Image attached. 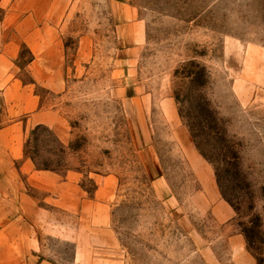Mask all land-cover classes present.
I'll use <instances>...</instances> for the list:
<instances>
[{"label": "rangeland", "instance_id": "obj_1", "mask_svg": "<svg viewBox=\"0 0 264 264\" xmlns=\"http://www.w3.org/2000/svg\"><path fill=\"white\" fill-rule=\"evenodd\" d=\"M42 13V0H0V33L21 44L15 77L39 99L27 112L23 98L8 104L0 96L1 127H23V158L14 167L35 203L34 261L264 264V0H51ZM36 15L40 29L45 19L57 26L65 45L63 85L31 75L33 56L17 34ZM200 96L218 119L219 139L194 118ZM181 110L216 164L208 162L221 182L218 198L228 203L223 193L234 206L228 203L235 215L226 223L215 220L213 196L207 201L191 167L187 142L204 158ZM38 115L45 124H35ZM39 125L52 134L32 136ZM32 157L58 170H40ZM25 160L72 179L87 200H97L103 185L105 209L87 223L74 220L29 184L20 171ZM2 216L5 228L15 213L5 208ZM64 222L77 243L56 237ZM10 261L0 256V264Z\"/></svg>", "mask_w": 264, "mask_h": 264}, {"label": "crops", "instance_id": "obj_2", "mask_svg": "<svg viewBox=\"0 0 264 264\" xmlns=\"http://www.w3.org/2000/svg\"><path fill=\"white\" fill-rule=\"evenodd\" d=\"M50 4L51 0H46L45 2L42 0L43 18L44 11L49 10ZM59 4L60 2L57 3L56 8L64 11L65 5L62 4L60 6ZM34 7V3H32V9H35ZM37 18V15L36 18L34 16L28 17L27 20L31 24V29L29 31L21 30L17 34V37L27 44L33 56L29 65L31 75H34L38 80L45 79L44 83L47 82L49 86H51V80L55 78L57 80L62 79L63 85L65 45L59 39H56V33L58 32H56L57 26L55 24L51 25L45 19L44 24L43 20L40 22V29L37 24ZM4 27L6 26L4 25ZM43 29L44 31L42 32ZM20 45L16 40H11L9 35L0 33V96L8 104L12 103L18 96L23 98L24 101L21 103L22 110L31 112L39 106V99L34 96L29 86H23L21 80L15 77L17 75L15 63L19 56ZM8 110L11 111V108H8ZM42 117L43 115L36 117L37 120L39 119L35 123L36 125L45 124L44 120L40 119ZM34 119L30 118L29 122H34ZM20 132H23V127L20 128L18 123L11 122L1 127L0 121V256L11 257L10 264H53L46 259L40 260L39 257H37V261H34V256L38 254H35L34 232L29 229H33L35 203L27 190H24L19 185V172L14 167L15 161L23 158L17 147ZM186 148H188L191 167L198 182L201 184L202 192L206 195L207 201L210 195L213 196L210 208L215 220L219 223L230 221L234 217L235 212L228 203L218 198L216 192L217 183L210 164L205 159L204 162L198 159L192 150L190 141L189 144L187 142ZM20 171L27 176V181L32 187L50 193L53 205L57 209L64 210L67 214L72 215L74 220L75 218L85 220V223H87L86 220L91 221L93 218L96 219L98 217L96 213L98 208L105 209L106 207L104 205L106 202L98 200V196L102 193L108 196V189L102 188L103 185L97 190V200H87L84 198L82 189L73 183L72 179H70V182H65L52 172L37 171L33 169V164L29 163L28 160L23 162ZM19 207L25 209V213L20 214V216L18 214ZM5 208L11 209L15 213V217L9 220V223L6 224L7 227L2 228V211ZM66 225V223L63 226L58 223L56 237L77 243L78 240L74 235L71 233L67 234ZM69 225L71 226V224ZM73 227L71 226V229ZM94 229L97 231V228ZM79 230L81 231V229ZM77 249H79V255L81 248Z\"/></svg>", "mask_w": 264, "mask_h": 264}, {"label": "trees", "instance_id": "obj_3", "mask_svg": "<svg viewBox=\"0 0 264 264\" xmlns=\"http://www.w3.org/2000/svg\"><path fill=\"white\" fill-rule=\"evenodd\" d=\"M185 78H189L190 83H194L196 80L194 77H191L189 75H185ZM176 99L180 103V98L178 96L176 97ZM195 108L197 109V111H196V115L194 118L198 119V121H199V118L201 119V122L199 121L201 123V125H199V126L202 127L201 131L205 130V133L210 132V134H213L214 139H219V136H221V133L219 131L218 119L215 116L214 112L210 109V106H209V103L207 102V100L204 97L200 96L199 102ZM180 115H181V118L186 121L189 132L191 134V137L193 138L195 146H196L197 150L199 151V153L201 154V156L207 162L211 163L214 167H216V164L214 163L213 159L210 156H208L205 153V151L202 149L201 143L199 142V133L197 132L198 126L195 125L194 120H191V117L185 115L182 110L180 111ZM40 131H46L48 134H50V133L52 134V131L49 128H47L46 126L39 125L32 131L31 135L36 136L38 134V132H40ZM29 143H30V141H29ZM27 147H28V143H27L26 148H25L26 154H28ZM60 148L62 150V153H65L66 148L61 143H60ZM68 148L71 150H75V147L73 144H71ZM32 159L35 162L36 167L40 170H58V169L50 166L47 162H43V163L39 164L36 162V159H34L33 157H32ZM216 178H217V183L221 189L222 187H221V182H220L218 173L216 174ZM221 193H222V190H221ZM222 195H223L224 199L234 208L231 201L229 199H227V197L223 193H222Z\"/></svg>", "mask_w": 264, "mask_h": 264}]
</instances>
